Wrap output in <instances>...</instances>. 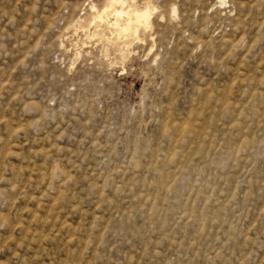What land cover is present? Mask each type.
Here are the masks:
<instances>
[{
    "label": "rangeland",
    "instance_id": "374dc122",
    "mask_svg": "<svg viewBox=\"0 0 264 264\" xmlns=\"http://www.w3.org/2000/svg\"><path fill=\"white\" fill-rule=\"evenodd\" d=\"M123 1L0 0V264H264V0Z\"/></svg>",
    "mask_w": 264,
    "mask_h": 264
},
{
    "label": "bare ground",
    "instance_id": "6f19581e",
    "mask_svg": "<svg viewBox=\"0 0 264 264\" xmlns=\"http://www.w3.org/2000/svg\"><path fill=\"white\" fill-rule=\"evenodd\" d=\"M118 3L121 6H119ZM123 3H124L123 0H106L107 5L104 4V6H105V7L103 6L104 8H102L101 10L99 9L100 11L99 10L97 12L95 11L97 13L95 15H97V17H99V19L100 18L103 19V17L105 18V16L108 14L109 11H112L114 18H112L113 21H111V22L108 21L109 19L106 21L107 27L112 26L115 29V31L117 32V33L116 32L115 33H116V35L118 34V36H122L125 33L126 34L132 33L134 36H137L139 28L146 30L150 26V24H151L150 16L152 14L153 7L151 8L150 7L151 5L149 6V4L148 5L145 4V6L142 8H138L136 6L128 5V6H126V7H128V9L125 7L126 10H124V8L122 7ZM173 9H174V7H173ZM122 17H124V18H122ZM112 30L113 29H111V31ZM113 31H112V33H113ZM126 34L124 36H127Z\"/></svg>",
    "mask_w": 264,
    "mask_h": 264
}]
</instances>
